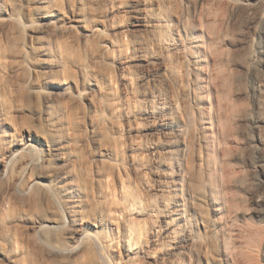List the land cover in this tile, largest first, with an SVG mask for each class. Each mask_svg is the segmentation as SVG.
<instances>
[{"label":"bare ground","instance_id":"1","mask_svg":"<svg viewBox=\"0 0 264 264\" xmlns=\"http://www.w3.org/2000/svg\"><path fill=\"white\" fill-rule=\"evenodd\" d=\"M71 2L69 12L65 4ZM154 4H158V0H101L99 8L114 15L122 7L130 17L124 31L131 36L134 54L118 69L122 73L134 71L143 93L139 112L148 122L146 134L159 139L147 147L151 158L146 171L156 186L155 194L174 196L177 220L197 233L199 224L194 223L198 200L197 135L199 126H203L201 130L205 135L210 132L212 113L223 108L228 88L225 89L227 85L221 72L216 76L212 74V66L218 58H215L212 40L203 36L194 47L186 49L175 37H170L165 47L183 56L186 85V96L181 102L183 123L173 117L178 102L171 95V79L165 72L167 62L153 48L158 44L161 29L170 34L174 25L149 16L147 8ZM182 20L175 23L180 36L186 34ZM202 24L213 26L206 14L202 15ZM98 39L102 47H114L110 39L103 38L99 24H89L83 0H0V66L5 69V80L12 85L11 92L7 93L6 82L0 76V264H29L24 262V248L9 236L15 229L26 230L27 234H22L29 238L31 248L43 251L44 260L50 263L69 264L83 255L87 240L97 241L101 221L87 214V189L76 173L79 157L74 151L69 118L75 108L86 104L91 131L102 122L98 98L101 88L93 75L94 63L90 61ZM76 54L81 64L74 69L67 68L66 60ZM197 93L202 106L196 101ZM147 104L150 107H146ZM28 120L36 126L27 123ZM229 121V114L219 118L224 130ZM91 143L95 153L93 162L99 164L104 155L100 153L101 143L95 133ZM226 158V155L219 157L225 180L216 186L217 193L212 200L214 211L220 214L225 211L222 200L232 209L237 208L228 182L233 171ZM12 207L22 210L23 215L14 220L8 218L7 211ZM27 208L47 210L51 215L31 218ZM47 230L55 231L58 237L70 243L62 244L46 237ZM172 231L168 230V237L174 233ZM32 233L37 236L34 243ZM233 238L240 241L238 244H242L243 239L245 243L236 248V261L226 258L225 264L263 263L259 255L263 228ZM197 245L196 240L172 238L158 264H182V261L202 264ZM143 257H149L147 252H143Z\"/></svg>","mask_w":264,"mask_h":264},{"label":"rangeland","instance_id":"2","mask_svg":"<svg viewBox=\"0 0 264 264\" xmlns=\"http://www.w3.org/2000/svg\"><path fill=\"white\" fill-rule=\"evenodd\" d=\"M83 1L89 24H99L103 38L110 39L114 47H102L101 40H95L90 56L94 63L93 75L101 88L98 97L101 124L95 127L94 132L91 131L86 104L75 108L69 118L74 151L79 157L76 173L87 189V214L101 221L97 241L87 240L83 255L69 264H158L172 238L196 240L202 264H225L226 258L236 261L235 250L245 241L243 239L242 244H238L240 241L233 237L246 236L255 228L264 229V0H202L196 19L188 14L190 0H158V4L147 8L150 17L157 16L174 25L170 34L161 29L153 51L167 62L165 72L171 79V95L178 102L173 117L180 124L183 123L181 102L186 96L184 59L166 49L170 37H175L186 49L194 47L203 36L212 40L217 54L215 58L218 57L212 66V74L216 76L221 72L227 85L225 89L228 88V99L223 108L212 113L210 132L205 135L201 130L203 126H199L197 135L198 200L194 222L199 224L197 233L177 220L174 196L170 193L163 196L155 194L156 186L146 171L151 158L147 147L159 139L146 134L148 122L139 112L143 93L139 90L134 71L130 69L122 73L118 69L134 54L131 36L124 31L130 17L122 7L114 15H108L99 8L101 0ZM72 4H65L67 11L70 12ZM203 14L209 18L212 27L202 24ZM180 18L184 22V36L178 34L175 25ZM81 62L76 54L66 60V65L74 69ZM0 70V76L5 80V69L0 66ZM151 71L154 72L153 69ZM5 82L7 93H10L12 85ZM195 98L202 106L198 93ZM224 114H229L230 120L225 130L219 123L220 116ZM30 122L31 126H36L32 120L27 123ZM93 133L100 140V153L104 155L99 164L92 158L95 155L91 143ZM35 147L39 151L37 144ZM223 155H226L233 171L228 182L237 208L233 210L228 202L222 200L225 211L220 214L214 211L212 200H215L216 186L225 180L219 159ZM26 210L31 218L51 215L47 210ZM21 212L12 207L7 216L18 219L23 215ZM169 229L174 232L170 238L167 235ZM231 231H235L234 235ZM23 232L27 234L26 230L15 229L9 236L16 245L19 243L18 246L24 248L25 263L57 264L45 261L43 251H34ZM45 235L62 244L70 243V240L58 237L59 234L53 230H47ZM31 236L32 242L37 239L36 234ZM143 252H147L149 257L144 258ZM259 255L264 264V240Z\"/></svg>","mask_w":264,"mask_h":264},{"label":"clouds","instance_id":"3","mask_svg":"<svg viewBox=\"0 0 264 264\" xmlns=\"http://www.w3.org/2000/svg\"><path fill=\"white\" fill-rule=\"evenodd\" d=\"M201 3L202 0H190V5L188 6V14L189 16H191V18H198Z\"/></svg>","mask_w":264,"mask_h":264}]
</instances>
